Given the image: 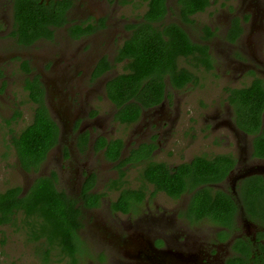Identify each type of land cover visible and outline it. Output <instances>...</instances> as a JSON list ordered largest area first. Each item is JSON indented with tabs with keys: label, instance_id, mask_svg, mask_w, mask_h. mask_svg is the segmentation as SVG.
<instances>
[{
	"label": "flooded vegetation",
	"instance_id": "obj_1",
	"mask_svg": "<svg viewBox=\"0 0 264 264\" xmlns=\"http://www.w3.org/2000/svg\"><path fill=\"white\" fill-rule=\"evenodd\" d=\"M35 1L47 7L56 6L58 11L64 2ZM83 1L68 0L69 6L64 13L66 21L48 27L51 38L40 37L27 44L15 19V0H0L1 90L5 87V72L13 66L7 56L12 46L27 49L41 42L57 46L47 56H14L15 61L20 60L16 67L25 83L28 104L37 107L29 98L31 88L37 85L43 93V104L57 127V137L47 150L46 159L37 173H31L33 178L22 189L26 191L40 176L55 174V188L71 200L74 210L79 211L77 264H264V226L252 220L241 196L250 185L243 182L248 178H259L264 192V151L255 153L254 144L259 136L264 146V135L238 129L234 104L227 101L226 93L225 105L231 111L224 121L212 127V138L203 139L207 148L190 151L192 146L199 148L202 144L196 141L194 134H182L186 148L180 152L184 155L175 154L173 147L183 144V140H176L175 144L170 142L177 119L170 112L171 94L180 93L193 83L176 87L165 76L159 101H143V88L137 91L138 99L130 98L126 103L120 104L109 97V84L131 72L125 69L129 60L121 58V50L135 31L129 27L146 28L144 14L151 0H139L137 5L127 3L129 13L135 12L133 17L120 13V9H124L120 0H85L86 4ZM177 2L175 0L178 21L166 19L171 8L168 0H164L166 12L161 21L148 22L147 27L151 25L161 32L165 25H178L192 43L207 47L212 61L206 40L212 38L214 29L203 28L206 37L199 42L194 40L190 26L193 18L202 12L193 14L190 23L184 22L179 16ZM235 22L238 30L230 37L232 25L228 33L232 43L243 31L241 24ZM59 50L65 53H57ZM179 61L186 62L193 74V70L203 68L194 66L198 59H178V67L185 68ZM261 65L264 67V63ZM247 68L250 74L259 75H253L251 82L255 77L264 82V69L254 65ZM108 105L112 109L110 117ZM13 108L7 125L17 123L21 118L20 110L24 109L22 104ZM127 108L137 109V118L131 122L117 117L119 109ZM16 112L20 116L15 118ZM215 114L212 112V119ZM261 119L264 127V111ZM220 124L227 127L229 133L217 139L214 134ZM123 129L128 132L123 133ZM13 136L9 144L15 153V164L28 175L19 167ZM220 142L224 143L223 150H220ZM47 161H50V170L42 174L40 171ZM152 165H161L169 174L167 179L181 180L177 195L168 194L158 181L147 177ZM215 167H221L225 175L221 177L219 170L214 171ZM171 181H167L165 188L175 189L174 184L178 183ZM203 191L213 199L221 193L233 202L235 212L230 225H221L218 216L204 215V195L198 194ZM0 229L9 230L8 227Z\"/></svg>",
	"mask_w": 264,
	"mask_h": 264
},
{
	"label": "trees",
	"instance_id": "obj_2",
	"mask_svg": "<svg viewBox=\"0 0 264 264\" xmlns=\"http://www.w3.org/2000/svg\"><path fill=\"white\" fill-rule=\"evenodd\" d=\"M163 4L164 0L150 1L144 14L146 28L137 30L136 26L129 27L135 31L131 40L125 42L121 58L129 60L125 69L131 72L121 75L109 84V97L112 101L126 103L130 98H136L139 88L144 89L141 92L143 101H159L165 86V76H168L170 84L176 87H182L186 83L195 84V74L187 68L178 67L177 61L180 58L198 59L195 67L201 65L207 71L212 70L207 47L192 43L178 25H165L161 32L151 25L147 27L148 22L161 21L166 12ZM60 5L61 9L58 11L56 6L47 7L35 0H15V19L22 28V37L26 39L27 44L40 37L51 38L48 27L59 26L66 21L64 13L69 2L64 0ZM209 5L210 0L177 2L181 20L189 23L193 14L204 12ZM237 30L238 25L235 22L230 37ZM196 53L199 56H194ZM28 88L30 90L31 87ZM31 91L29 98L37 104L32 111V121L17 136L12 137L19 167L28 174L38 172L46 159L47 150L57 137V127L43 104L42 91L37 85L31 88ZM226 93L227 101L234 104V119L238 129L249 134L264 135L261 119L264 111V82L255 77L247 87L226 89ZM137 114V109H119L117 117L124 122H131L137 118ZM19 116L16 112L15 118ZM261 140L262 137L259 136L254 140L255 153L264 151ZM220 169L221 167H215L214 171L219 170L222 177L225 173ZM206 170L204 169L205 173ZM167 176L169 177L168 172L161 165H152L147 172L151 181H158L168 194L177 195L181 180L175 178L171 181ZM54 180L55 174L52 173L51 176L36 178L26 191L20 187H12L0 193V228L8 227L20 232L33 255L38 257L39 264H77V256L80 253L79 238L76 234L79 211L74 210L73 203L67 196L57 191ZM167 181H176L178 185L174 184L175 189L169 186L165 188ZM243 182L244 185L250 183L241 195L245 201V210L254 222L264 226V192L261 181L259 178H248ZM198 194L204 195V215L220 217L221 225L231 224V216L235 212L233 202L221 193L215 199L206 194V191Z\"/></svg>",
	"mask_w": 264,
	"mask_h": 264
},
{
	"label": "rangeland",
	"instance_id": "obj_3",
	"mask_svg": "<svg viewBox=\"0 0 264 264\" xmlns=\"http://www.w3.org/2000/svg\"><path fill=\"white\" fill-rule=\"evenodd\" d=\"M138 1L120 0V5H124V9H120V13L133 17L135 12L129 13L128 4L131 2L137 5ZM83 2L86 4L85 0ZM210 2L204 12L193 18L190 33L192 38L199 42L200 38L206 37L203 28L214 29L212 38L206 40L210 47L212 70L207 71L203 68L193 70L197 82L189 85L180 93L171 94L173 103H171L170 112L177 119L173 124L174 137L170 142L175 144L178 143L175 142L176 140H183L182 134L188 136L194 134L196 141L202 145L199 148L195 145L192 146L189 149L192 152L207 148L203 139L212 138L210 136L213 134L212 127L224 121L227 112L231 111V108H227L225 105L226 89L248 86L253 75L259 76L255 72L253 75L250 74L246 66L254 65L261 70L264 69L261 65L264 63V0H210ZM168 3L171 13L166 19L169 22L178 21L175 0H168ZM125 9L126 11H124ZM73 14L75 15L74 12ZM235 21L241 24L243 31L239 38L232 43L229 42L228 33ZM253 24L256 26L252 27ZM56 48V45L50 46L41 42L27 49L12 46L8 52V61L12 60L13 66H10L5 72L7 76L5 87L0 89V193L12 187L22 188L33 178L31 174L26 175L17 168L15 153L9 144V139L13 134L22 131L31 123L33 111L31 104H28L27 93L24 91L25 83H23L16 67L20 60L15 61L14 56H25L24 54L47 56ZM57 53L65 52L59 50ZM179 64L192 69L184 61H179ZM170 101L172 102V99ZM18 104H22L24 108L20 110L21 118L17 123L7 125L6 120L10 119L9 116L15 110L13 106H18ZM109 106L108 117L112 112ZM212 112L216 113L214 119L211 118ZM122 132L127 133L128 130L123 129ZM215 132L214 135L217 139L220 138L219 136L229 133L223 124H220ZM219 145L220 150H223L224 143L220 142ZM185 148L183 140V144L173 147V150L175 154L183 157L184 154L180 151H184ZM49 166L50 161H47L40 173H48ZM0 264H39V260L37 256L33 255V251L22 234L12 228L0 231Z\"/></svg>",
	"mask_w": 264,
	"mask_h": 264
}]
</instances>
